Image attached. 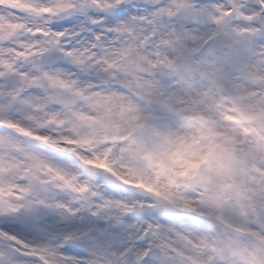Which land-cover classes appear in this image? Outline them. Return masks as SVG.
I'll use <instances>...</instances> for the list:
<instances>
[{
    "label": "snow or ice",
    "instance_id": "6c2138e0",
    "mask_svg": "<svg viewBox=\"0 0 264 264\" xmlns=\"http://www.w3.org/2000/svg\"><path fill=\"white\" fill-rule=\"evenodd\" d=\"M0 264H264V0H0Z\"/></svg>",
    "mask_w": 264,
    "mask_h": 264
}]
</instances>
